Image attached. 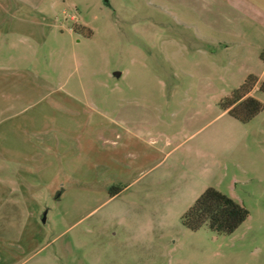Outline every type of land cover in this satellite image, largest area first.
<instances>
[{
	"label": "rangeland",
	"instance_id": "obj_1",
	"mask_svg": "<svg viewBox=\"0 0 264 264\" xmlns=\"http://www.w3.org/2000/svg\"><path fill=\"white\" fill-rule=\"evenodd\" d=\"M263 50L264 0H0V142L43 153L45 264H264V111L219 106ZM208 188L234 233L183 226Z\"/></svg>",
	"mask_w": 264,
	"mask_h": 264
},
{
	"label": "crops",
	"instance_id": "obj_2",
	"mask_svg": "<svg viewBox=\"0 0 264 264\" xmlns=\"http://www.w3.org/2000/svg\"><path fill=\"white\" fill-rule=\"evenodd\" d=\"M9 118L0 119V125ZM9 131L5 128L0 142V264H45V230L40 224L44 208L30 195L35 184L29 165L32 156L43 153L27 139L22 148L14 147ZM51 131H56L55 120L45 132ZM41 134L38 130L34 135Z\"/></svg>",
	"mask_w": 264,
	"mask_h": 264
},
{
	"label": "trees",
	"instance_id": "obj_3",
	"mask_svg": "<svg viewBox=\"0 0 264 264\" xmlns=\"http://www.w3.org/2000/svg\"><path fill=\"white\" fill-rule=\"evenodd\" d=\"M264 63V50L261 53ZM264 93V81L259 83L255 75H249L243 84L224 98L219 106L234 120L247 124L264 111V104L251 96L255 87ZM249 212L233 199L214 188H208L184 214L183 226L198 231L204 226L218 234L234 233L248 218Z\"/></svg>",
	"mask_w": 264,
	"mask_h": 264
}]
</instances>
